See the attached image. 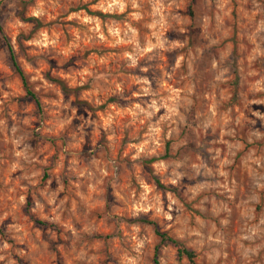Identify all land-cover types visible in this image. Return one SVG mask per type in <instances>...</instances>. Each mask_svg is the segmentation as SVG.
I'll return each instance as SVG.
<instances>
[{
  "label": "clouds",
  "instance_id": "clouds-1",
  "mask_svg": "<svg viewBox=\"0 0 264 264\" xmlns=\"http://www.w3.org/2000/svg\"><path fill=\"white\" fill-rule=\"evenodd\" d=\"M5 65L0 264H264V0H0Z\"/></svg>",
  "mask_w": 264,
  "mask_h": 264
},
{
  "label": "rangeland",
  "instance_id": "rangeland-1",
  "mask_svg": "<svg viewBox=\"0 0 264 264\" xmlns=\"http://www.w3.org/2000/svg\"><path fill=\"white\" fill-rule=\"evenodd\" d=\"M227 43L228 44H231L232 43V41L231 40H229V41H227ZM22 51L25 53V55L23 56V57H21L22 59H28V56H27V50H24V49H22ZM15 55V54H14ZM89 55H91V53L89 54ZM15 57H16V55H15ZM19 64V63H18ZM19 66H20V64H19ZM40 67L41 68H44L45 67V65L42 63L41 65H40ZM113 67H116L115 65H113ZM8 68V66L7 65H5L3 68H0V72H3L5 69H7ZM49 77H51L50 75L48 76V79H49ZM15 80H16V82L20 85V86H22V88L24 89V86H23V84H22V81H21V79H20V77H19V75L17 74V72H15ZM51 80V79H50ZM59 80H61V79H59ZM62 81V80H61ZM52 82L53 83H55L57 86H59L60 87V85L57 83V82H55V81H53L52 80ZM234 87H235V84L233 85ZM25 90V89H24ZM45 147L47 148L48 147V145H45ZM3 151H4V149L2 148V147H0V154H2L3 153ZM51 151L53 152V153H57V148H56V146H55V142H53V144H52V146H51ZM169 154H170V152H169ZM57 158H58V155H57ZM53 170H55V169H53ZM47 178V176H45V179ZM189 215H190V213H189ZM158 236V235H157ZM159 237V236H158ZM171 251H175V249H171Z\"/></svg>",
  "mask_w": 264,
  "mask_h": 264
},
{
  "label": "trees",
  "instance_id": "trees-1",
  "mask_svg": "<svg viewBox=\"0 0 264 264\" xmlns=\"http://www.w3.org/2000/svg\"><path fill=\"white\" fill-rule=\"evenodd\" d=\"M9 47H10V45H9ZM12 59H13V63H15V65H16L15 72H17V74L19 75V77L22 81V84L24 86V89L28 92L29 95H32L31 87L28 85L27 77H25L24 73L20 70L19 64L16 63V57L14 54H13ZM49 79L57 82L61 88H64V90L67 91L63 81H61L59 79H53L52 77H49ZM157 235L158 236L160 235L159 230H157ZM165 236H167V234H165Z\"/></svg>",
  "mask_w": 264,
  "mask_h": 264
}]
</instances>
